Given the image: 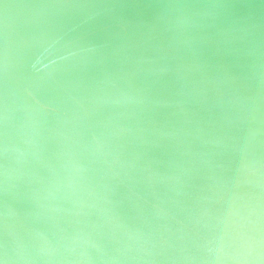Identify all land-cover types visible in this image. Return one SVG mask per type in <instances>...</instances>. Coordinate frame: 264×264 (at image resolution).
Segmentation results:
<instances>
[{
	"label": "clouds",
	"instance_id": "9594fccd",
	"mask_svg": "<svg viewBox=\"0 0 264 264\" xmlns=\"http://www.w3.org/2000/svg\"><path fill=\"white\" fill-rule=\"evenodd\" d=\"M0 76V264H264V0L5 4Z\"/></svg>",
	"mask_w": 264,
	"mask_h": 264
},
{
	"label": "water",
	"instance_id": "95a60500",
	"mask_svg": "<svg viewBox=\"0 0 264 264\" xmlns=\"http://www.w3.org/2000/svg\"><path fill=\"white\" fill-rule=\"evenodd\" d=\"M31 0H0V33L3 31V6L5 4H10V5H21L25 3H29ZM118 42V41H116ZM3 91H4V84H3V79L2 76H0V108H2V103H3ZM44 95L50 96L51 93L46 92ZM2 133H3V125L0 123V142H2Z\"/></svg>",
	"mask_w": 264,
	"mask_h": 264
}]
</instances>
